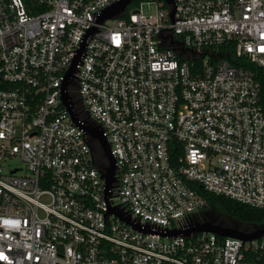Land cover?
<instances>
[{"label":"built area","instance_id":"1","mask_svg":"<svg viewBox=\"0 0 264 264\" xmlns=\"http://www.w3.org/2000/svg\"><path fill=\"white\" fill-rule=\"evenodd\" d=\"M118 1L0 0V264H264L192 231L197 185L264 209V0Z\"/></svg>","mask_w":264,"mask_h":264},{"label":"water","instance_id":"2","mask_svg":"<svg viewBox=\"0 0 264 264\" xmlns=\"http://www.w3.org/2000/svg\"><path fill=\"white\" fill-rule=\"evenodd\" d=\"M168 1L171 2L172 0H168ZM132 2L133 0H119L118 2L112 4L103 11L100 21H105L108 18L122 14ZM173 15H174V11L172 13V16ZM74 70L75 69L72 68L68 75H71ZM63 98L70 111H72V107L68 102V95L66 93H63ZM73 116L74 119L76 120V116L74 114ZM84 127L88 133L95 135L97 137L100 146L105 156L107 157L109 165L106 168V170L104 171L101 170L100 172L102 174V177L105 178L106 184L109 188L112 186L113 182L115 181V174H116V165H115V160L111 154L110 143L108 142L107 138L103 136V133L99 127L97 126L94 127L84 126ZM111 211H115V209H111ZM116 213L124 221L131 224L135 228H139V229L141 228L140 224L135 223L129 216H125L121 211H117ZM192 231H194L195 233L213 232L221 236L235 237L244 240H255L259 238H264V225L257 226L256 229H254L253 231H244V230H240L238 227L222 226L221 224L215 223L212 219H206L203 222H199L197 226L192 229ZM180 233H183L184 235H189L191 231L173 230L169 232V234L171 235H178Z\"/></svg>","mask_w":264,"mask_h":264},{"label":"trees","instance_id":"3","mask_svg":"<svg viewBox=\"0 0 264 264\" xmlns=\"http://www.w3.org/2000/svg\"><path fill=\"white\" fill-rule=\"evenodd\" d=\"M142 1L143 0H133L129 10L135 9ZM126 14H128V12ZM262 83H263V96H264V81H262ZM95 158L98 166L101 167L107 166L108 160L99 142H95ZM196 189H198V192L201 195H203L208 199L209 205L207 209L208 208L219 209L223 213L243 223H248L254 226L264 225V209L253 207L251 205L245 204L228 196L217 195L211 192H207L200 185H197Z\"/></svg>","mask_w":264,"mask_h":264},{"label":"rangeland","instance_id":"4","mask_svg":"<svg viewBox=\"0 0 264 264\" xmlns=\"http://www.w3.org/2000/svg\"><path fill=\"white\" fill-rule=\"evenodd\" d=\"M141 9L145 13H152L155 11L156 5L153 3H150V4L146 3L141 6ZM11 165H22V162L20 161V159L15 158L11 161ZM205 216L207 218L210 217L214 219L217 224H221L222 226L238 227L239 229L244 230V231H253L257 227V226H254L248 223L240 222L232 218L231 216L223 213L219 209H215V208H208L205 211Z\"/></svg>","mask_w":264,"mask_h":264},{"label":"flooded vegetation","instance_id":"5","mask_svg":"<svg viewBox=\"0 0 264 264\" xmlns=\"http://www.w3.org/2000/svg\"><path fill=\"white\" fill-rule=\"evenodd\" d=\"M202 219H203V220H206V219H212V218H210V217L207 218V217L205 216V214L203 213ZM212 220L215 222L214 219H212ZM215 223H216V222H215ZM240 230H241V229H240Z\"/></svg>","mask_w":264,"mask_h":264}]
</instances>
